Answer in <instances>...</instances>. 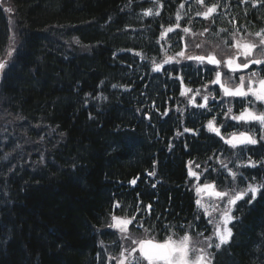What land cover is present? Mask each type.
<instances>
[{"label":"trees","instance_id":"1","mask_svg":"<svg viewBox=\"0 0 264 264\" xmlns=\"http://www.w3.org/2000/svg\"><path fill=\"white\" fill-rule=\"evenodd\" d=\"M7 1L0 57L18 48L0 84V264H108L148 228L160 242L194 237L202 227L192 166L241 163L226 181L233 192L264 183V166L246 168L264 148H229L207 129L213 116L181 96L183 84L195 90L212 75L187 66L182 83L179 67L159 73L127 54L158 51L159 24L143 22L140 0ZM179 1L166 0L167 15ZM221 1L231 33L264 26V0ZM225 115L214 120L227 126ZM262 193L235 206L213 264H264ZM113 217L132 220L133 240Z\"/></svg>","mask_w":264,"mask_h":264},{"label":"snow or ice","instance_id":"2","mask_svg":"<svg viewBox=\"0 0 264 264\" xmlns=\"http://www.w3.org/2000/svg\"><path fill=\"white\" fill-rule=\"evenodd\" d=\"M199 3H203V0H198ZM183 7V5H181ZM217 6L213 5L212 7H209L207 12L203 13V15L207 18L212 12H214L215 8ZM151 10H148L145 15H150ZM159 15V13H156ZM177 18L179 19V14H177ZM166 31H173L172 28H168ZM185 32L190 31V29L185 28ZM162 35H164L162 33ZM257 35H260L259 33ZM261 46H264V39L260 42ZM241 45H237V47H240ZM199 47V45H197ZM244 48V52L242 55L244 56V59L239 64L234 65V60L238 59L239 57H233L227 60V66L232 70L236 71L240 68H249L250 65L256 64V65H264V59H257V58H250L251 57V50L257 45L252 44H244L242 45ZM178 56L186 59H195L201 63L205 61V59L208 60L209 63L219 65L221 61H218L215 59L214 56H208L207 58L204 56H188L185 57V53L183 51L177 53ZM172 58H169L165 61V63L171 62ZM179 63V61H177ZM5 67L4 63H0V70H3ZM160 66L157 65L155 70L159 71ZM259 77V73L252 72L249 74L247 78V86H245V77L241 76L239 78V85H237L235 88H231L226 86L223 83H220L221 73H216V80L213 81V83L220 84V87L223 88V92L225 96H231V97H243L247 98L248 96H252L254 100L248 101L249 105L254 104L255 102L264 103V78L262 79H255ZM259 85V87H255L254 85ZM192 89H186L185 92H190ZM198 91V90H197ZM185 94V93H182ZM205 104L199 105V107H205L208 97L205 96L204 98ZM232 108L229 107L227 112L228 114H232ZM231 119L236 121H242L244 123L249 122H257L261 126V130H264V111L255 112L251 110V108H244L239 115H231ZM208 130L214 132L217 136H220L221 139L225 141V143L230 144L232 147H236L238 144L240 145H247L252 144L255 145L258 143L257 139L253 136L248 135L247 133L241 132L237 136V133H232L230 138H226L221 135L220 129L218 127L214 126V120H209L208 122ZM185 131H190L189 129H185ZM260 140H264V135H261ZM251 166L255 167V162H251ZM192 175H195L194 173H190ZM233 178H235L236 173H230ZM132 183H135V181H132ZM205 188L207 189H214L213 185H205ZM261 189H264V183H261L260 185H253L249 184L244 190L242 191H236L232 193V195H229L227 192H220V191H212L211 194L214 195L217 198H220L223 200V198L227 197V203L228 205L235 206L237 201L245 200V197H247V200H245V204L251 205L255 200L257 193L261 191ZM197 191L199 192L200 189L198 188ZM262 196H264V193H262ZM201 201L197 200V205H200ZM207 211V210H206ZM231 209H226L223 213V223L224 228L223 232H221L220 228L217 227L216 234L219 237L220 243L216 244V248L219 249L222 244H226L229 239L232 236V230L227 227V224L231 222L232 220L236 219V217H233L230 215ZM132 219H135L134 217ZM113 220L116 221V224L120 226L121 231L126 232L127 231V225L132 222V220H121L117 217H113ZM211 222V220L209 221ZM140 227H143V225H140ZM154 228H148L144 229V234L141 237H138L137 239H134L132 242L134 245H136L135 248H133L132 252H139V256L135 257L136 264H144L146 261L147 264H211L210 260H206V254L204 252V249L201 248L199 250L192 248L190 246L191 237L189 234L185 233L182 237L179 238V240L174 239L172 235H168L163 239L162 242L158 241L156 239V236L154 234ZM211 247V245H209ZM131 254V253H130ZM123 255V254H122ZM118 264H125V261L122 259L118 262Z\"/></svg>","mask_w":264,"mask_h":264},{"label":"rangeland","instance_id":"3","mask_svg":"<svg viewBox=\"0 0 264 264\" xmlns=\"http://www.w3.org/2000/svg\"><path fill=\"white\" fill-rule=\"evenodd\" d=\"M208 49H209V47L204 46L202 51H207ZM181 51H183L185 53V57H188V56H191L190 53H192L193 50H192V47H190V45H189L186 49H184V47H183L181 49ZM232 52H229V54H231ZM167 57L168 58H166L165 61L168 60L169 58H172L171 60H174V63H177V61H175V60H179L180 64H182L184 62L191 61V59L182 58L180 56H175V57L167 56ZM191 94H188L187 96L190 97L191 100H193V95H191ZM226 169H228V167H226ZM215 172H217V171H215ZM194 174L195 175H193V176H195V178L193 180V184L196 187V190L194 192L196 194V197L198 196V200L201 201V204L199 205V213L205 217V219L208 221V224L209 223L211 224V226L214 229V233L211 230L212 234L209 237H207L208 240H204L203 238H199V239H197L198 242L192 243V239H191L190 246L192 248L197 249V250L203 248L204 252L206 254L205 259L211 261L210 250L212 249L214 244L220 243L219 237L216 234V229H217V227H219L221 232H223V228H224L223 213L226 209L230 208L231 209L230 215L233 216V214H232L233 210L231 208L232 206L228 205V203H227V199H228L227 197H225V198H223V200H221L220 198H217L211 194L212 191H217L216 188L207 189V188H205V186L200 185V183L203 184L202 181L200 180V178H201L200 176L202 175V169L201 168L196 169ZM198 188L200 189L199 192L197 191ZM232 193H234V192L233 191L229 192V195H232ZM210 220H211V222H209ZM232 221L227 224L228 228L230 227V224L232 223ZM119 228H120V226H119ZM209 245H211V247H209ZM135 247H132V249ZM132 249L124 248L123 255H122L120 260L123 259L125 261V263L131 262L133 264H136L135 257L138 256L137 255L138 251L132 252L131 251ZM211 264H212V262H211Z\"/></svg>","mask_w":264,"mask_h":264},{"label":"bare ground","instance_id":"4","mask_svg":"<svg viewBox=\"0 0 264 264\" xmlns=\"http://www.w3.org/2000/svg\"><path fill=\"white\" fill-rule=\"evenodd\" d=\"M7 207L5 206H0V213H5L6 212V209Z\"/></svg>","mask_w":264,"mask_h":264},{"label":"water","instance_id":"5","mask_svg":"<svg viewBox=\"0 0 264 264\" xmlns=\"http://www.w3.org/2000/svg\"><path fill=\"white\" fill-rule=\"evenodd\" d=\"M241 69H243V68H241ZM221 80V79H220Z\"/></svg>","mask_w":264,"mask_h":264}]
</instances>
